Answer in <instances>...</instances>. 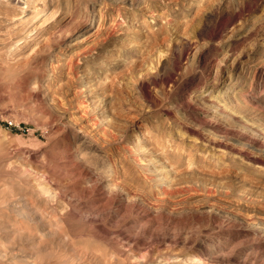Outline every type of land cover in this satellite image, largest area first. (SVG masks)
I'll list each match as a JSON object with an SVG mask.
<instances>
[{"label":"rangeland","instance_id":"obj_1","mask_svg":"<svg viewBox=\"0 0 264 264\" xmlns=\"http://www.w3.org/2000/svg\"><path fill=\"white\" fill-rule=\"evenodd\" d=\"M1 33L0 264H264V0H0Z\"/></svg>","mask_w":264,"mask_h":264},{"label":"bare ground","instance_id":"obj_2","mask_svg":"<svg viewBox=\"0 0 264 264\" xmlns=\"http://www.w3.org/2000/svg\"><path fill=\"white\" fill-rule=\"evenodd\" d=\"M27 1H28V0H27ZM2 4H3V3H2ZM39 4H40V3H39ZM3 5H6V4H3ZM30 7H31V6H30ZM1 8H2V5H1ZM37 8H38V7H37ZM37 8L35 9V11L38 10ZM40 10H41V9H40ZM41 11H42V10H41ZM41 11H39V12H41ZM21 12H22V11H21ZM39 12H38V13H39ZM16 15H17V14H16ZM22 16H23V15H22ZM22 16H20V14H19V16L17 15V17H16L15 19H13V20H14V21L18 20L19 23L22 24L23 22H25V21L27 20V18H24V19H23ZM36 16H37V12H36V13L34 12V13H33V17H36ZM12 18H14V17H12ZM13 20H12V21H13ZM35 22H36V21H35ZM37 22H38V21H37ZM14 23H15V22H13V24H14ZM8 24H9V23H8ZM17 25H18V24H17ZM25 25H27V24H25ZM25 25H23L25 29H23V27L20 28V29H23V31L20 32V33H22V34H23V33L25 34L26 32H28V28H27ZM38 25H39V24H38ZM20 26H21V25H20ZM20 26H19V27H20ZM15 27H16V26H15ZM1 29H2V28H1ZM4 29H5V28H4ZM5 32H7V31H5ZM10 32H11V31H10ZM7 33H8V32H7ZM22 34H20V36H21ZM4 35H5V34H2V33L0 34V36H4ZM33 35H34V34H33ZM28 36H29V35H27V37H28ZM36 36H37V35H36ZM23 37H24V36H23ZM23 37H17V38L15 37V38H14L15 40L13 39L14 41H11L10 44H8L7 46H5V47L3 48L4 51H6V52L9 51L8 54H12V53L15 52L16 50L19 51V50L25 48L26 45H21L22 47H21L18 43H17V44H18L20 47H17V45H16V42H17L18 40L22 39ZM32 37L34 38V36H32ZM24 38H25V37H24ZM24 38H23V39H24ZM30 38H31V37H30ZM30 38H29V39H30ZM35 38H36V37H35ZM1 39H2V37H1ZM9 40H10V39H9ZM9 40H8V41H9ZM33 40H34V39H33ZM27 43H28V41H27ZM27 43H26V44H27ZM22 44H23V43H22ZM24 44H25V43H24ZM33 44H34V43H33ZM29 45H30V43H29ZM11 46H13V48H11ZM31 46H32V45H30V47H31ZM30 47H29V48H30ZM29 48H28V49H29ZM15 49H16V50H15ZM20 52H21V51H20ZM23 52H24V51H23ZM21 54H22V53H21ZM137 127L139 128L140 126H137ZM140 132H141V131H140L139 129H137V130H136V133L133 135V136H134L133 138H134V140H135V142H134L135 144H136L137 140H139V138H138L137 135H138ZM140 138H142V137H140ZM140 141H141V140H140ZM138 142H139V141H138ZM142 142H143V141H142ZM142 142H141V143H142ZM139 143H140V142H139ZM141 143H140V144H141ZM145 145H146V144H145ZM137 148H138V147H137ZM158 173H163V172L160 170V171L157 172V174H158ZM37 186H41V185H37ZM38 188H39V187H38ZM40 188H42V187H40ZM45 191H46V188H45ZM52 197H53V196H52ZM52 197H51V198H52ZM53 200H54V199H53ZM53 200H52V201H53ZM191 259H192V258H190V261H192ZM188 260H189V258H188ZM194 260H195V257H194ZM196 260H197V259H196ZM196 260H195L194 262H196ZM190 261H188V262H190Z\"/></svg>","mask_w":264,"mask_h":264}]
</instances>
